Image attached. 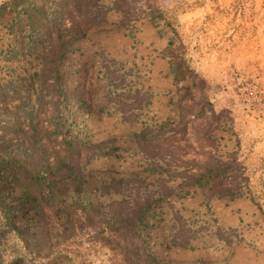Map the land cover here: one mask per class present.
<instances>
[{"label": "rangeland", "instance_id": "1", "mask_svg": "<svg viewBox=\"0 0 264 264\" xmlns=\"http://www.w3.org/2000/svg\"><path fill=\"white\" fill-rule=\"evenodd\" d=\"M10 1L0 0V7L6 5L0 15V158L17 151L40 163L45 194L52 201L45 199L51 204L42 211L25 200L24 186L15 182L10 168L0 171V200L10 207L14 228L0 227V264H127L128 237H110L108 230L102 234L100 222L126 215L127 204L114 202L131 204L146 194L151 195V206L138 230L155 257L150 264H234V245L251 244L244 230L236 232L225 224L226 207L240 197L209 198L210 192L183 185L176 176L169 181L170 193L160 194V179H168L166 171L174 175L176 167H169L164 145L163 155L150 150L146 155L135 134L147 128L154 131L150 139L162 142L172 135L182 112L187 119L203 113L205 119L189 124L185 141L178 135L170 144H190L189 159L204 162L216 155L233 163L229 171L239 165L229 174L240 175L245 168L264 209V0H152L163 18L158 23L146 18L161 37L170 39L172 46L164 51L167 60H183L198 73L197 84L191 78L181 83L194 100H185L182 108L178 101L175 121H159L149 113L155 94L173 89L177 99L179 95L171 80L148 78L153 62L134 39L136 21L132 28L114 27V52L120 49L119 36L132 39L127 58L105 54L110 30L106 23L69 43L60 61L58 97L52 83L41 77L38 47L52 43L50 26L60 22L54 3L63 0L44 3L49 23L33 26L23 6ZM33 1L43 5V0ZM213 112L221 116V126L210 133L215 152L207 140ZM36 127L46 136L42 142L40 135L33 136ZM76 138L96 147L83 152L67 171L55 158L48 165L38 150L47 145L55 155L63 141ZM139 179L144 183L135 182ZM242 185L248 217L241 216L240 209L232 212L240 215L241 230L255 229L264 223V212L250 198L245 182ZM60 204L86 206L88 211L69 212ZM3 220L0 213V223ZM246 258L255 255L244 250L239 262Z\"/></svg>", "mask_w": 264, "mask_h": 264}, {"label": "trees", "instance_id": "2", "mask_svg": "<svg viewBox=\"0 0 264 264\" xmlns=\"http://www.w3.org/2000/svg\"><path fill=\"white\" fill-rule=\"evenodd\" d=\"M47 1L52 0H43L42 6L38 5L33 0H12L10 2H12L14 7L18 4L23 6L28 16L29 23L33 26L40 21L49 23L48 15L44 8V3ZM142 2L147 4V8H144L143 4H141ZM54 4L58 8L56 17L60 18V22L55 26H50V35H52L53 41L48 44L49 47H43V45L38 47V57L43 61L41 77L43 80L52 83V91L58 97L62 95V87L58 81L60 61L67 46L71 42L85 38L92 27L106 23L109 10L114 9L120 12L122 14V25L131 28L133 26L132 22L146 17H150L153 22L156 23L163 18L162 12L153 5L152 0H113L112 3L108 5L104 4L103 0H63L60 3ZM5 8L6 5L0 7V15L1 10ZM50 37H48V39H50ZM171 46L172 43L170 42L167 49L170 50ZM173 59L174 58H171L170 61L171 72L179 95V107L182 108L185 100H194V98L189 88L181 83L187 78H191L194 84H197L198 73L186 66L183 60L175 62ZM186 116L185 113H181L180 120L175 123L174 127L171 129L172 135L162 139V142L150 139L149 135L154 131L147 128L135 134L137 143L142 147L144 146L143 148L146 146V149H144L146 155H149L148 150L153 152L154 155H163L164 151H161V148L164 145V148L170 154V159L167 161L169 167H176L174 175L166 171L168 179H160L162 183L159 187L160 194L166 195L170 193L171 188L168 184L173 176L180 177L183 185H197L201 187L206 194L210 192L209 198L215 195L219 197L229 196L231 198L241 197L244 195L243 191H241L243 186L242 182H245L247 193L250 198L255 205L264 212L263 206L252 188L250 177L246 176L245 168L240 175L233 173L229 174L228 172L237 170L239 165L229 171L228 168L233 163L220 160L216 155H213L211 159L204 162L197 161L196 159H189L187 155L190 153L189 150H192L190 144L185 146L170 144L169 141L178 135L181 136V141H185L184 135L187 132L189 124L194 123L197 119H205L201 112L191 114V117L188 119ZM127 120L130 123L133 122L130 118H127ZM210 120L211 129L208 132L209 137H207V140L210 142V148L215 152L216 141L210 137V133L221 126V116L213 112ZM160 131H163L162 128ZM39 135L40 142L46 139L43 132L38 131L36 127V133H34L33 136L36 137ZM95 147V145L89 146L82 140L76 138L74 140L63 141L62 147H60L55 155H53V151H51L47 145L40 146L38 150H40V153L45 157V162L48 165H51L55 158L57 159V165H60L62 169L67 171L70 164H75V161L82 156L83 152L90 151ZM154 152H156V154ZM65 162H67V165ZM157 166L162 168L161 165ZM4 167L10 168L14 175L15 182L24 186L23 196L26 201H34L42 211L51 204L48 201H52V198L45 194L47 181L40 163L16 151L13 152L10 157L4 154L2 158H0V171ZM135 182L139 184L144 183L141 179L135 180ZM150 198L151 195L146 194L142 200L141 198L134 199L131 204L125 200L114 202V205L127 204L126 206L129 210L126 215L115 218L114 222H100L102 234L105 235L106 230H108L111 234L110 237L114 236V234L128 237L129 244L124 252V260L127 264H150L155 259L148 242L141 237L138 230L145 211L151 206ZM60 205L61 208L68 211L69 208L88 211L86 206L76 205L66 207L62 204ZM0 213L3 214L4 219L2 223H0V227L7 228V231H13L14 228L11 224V209L1 200Z\"/></svg>", "mask_w": 264, "mask_h": 264}, {"label": "crops", "instance_id": "3", "mask_svg": "<svg viewBox=\"0 0 264 264\" xmlns=\"http://www.w3.org/2000/svg\"><path fill=\"white\" fill-rule=\"evenodd\" d=\"M122 15L116 10H110L107 13V22L106 27L110 29L108 34L109 38L106 36V41L103 44L105 54L114 59V57H128L127 53L129 47L131 46L130 37L128 36H119V52H114V27L117 30L122 28ZM134 29L138 30L135 40L138 41V46L140 47L142 53L145 56L150 57V60L153 62L151 65L150 73L148 74V78H164L167 80H171V83L174 82V77H171V66L169 60H167L164 51L168 48L170 39L161 37L158 31L155 30L154 24L150 19L144 18L135 22ZM122 30V29H121ZM157 49L158 51H154ZM126 51V52H125ZM132 55V53H131ZM141 59V58H140ZM170 77V79H169ZM175 91L171 89L167 90L165 94L157 95L151 97L150 102L148 103V110L152 117L157 118L159 121H165L168 119H173L174 121L178 117V99L175 96ZM142 130V129H141ZM141 130L139 132H141ZM182 183V181H181ZM249 201L245 197H240L235 200L233 206L226 207V212L228 217L225 219L226 226L234 229L236 232L243 231L247 236L248 242L251 244H235V252L236 256L234 264H264V223L261 222L260 226L255 229L246 230L244 227L242 230L239 228L240 224L243 223L240 221L238 216L248 217L249 213ZM240 215L233 214V210H239ZM235 228H238L237 230ZM247 246V248H246ZM244 250L250 251L255 258L248 259L246 258V262H239L240 253Z\"/></svg>", "mask_w": 264, "mask_h": 264}]
</instances>
